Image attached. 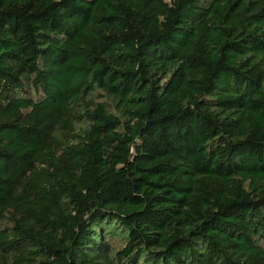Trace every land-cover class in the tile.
I'll return each instance as SVG.
<instances>
[{"label":"trees","instance_id":"obj_1","mask_svg":"<svg viewBox=\"0 0 264 264\" xmlns=\"http://www.w3.org/2000/svg\"><path fill=\"white\" fill-rule=\"evenodd\" d=\"M0 264H264V0H0Z\"/></svg>","mask_w":264,"mask_h":264}]
</instances>
